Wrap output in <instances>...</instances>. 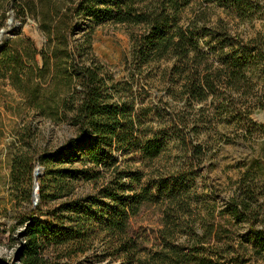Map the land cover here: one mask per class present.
I'll use <instances>...</instances> for the list:
<instances>
[{
	"label": "trees",
	"instance_id": "obj_1",
	"mask_svg": "<svg viewBox=\"0 0 264 264\" xmlns=\"http://www.w3.org/2000/svg\"><path fill=\"white\" fill-rule=\"evenodd\" d=\"M192 1H14L16 18H34L45 40L37 48L18 33L0 44V79L20 95L24 123L9 170L13 193L29 208L15 224L23 228L20 264H77L72 259L90 252L123 264L264 261L262 167L245 169L226 199L210 203L183 177L194 176L193 170L168 180L161 174L151 188L143 182L144 172L130 166L135 158L153 161L166 150L165 137L153 131L144 113L148 109L137 104L134 90L153 65L169 63L161 70L165 93L183 107L200 106V117L230 111L248 115L263 106L244 97L264 72V32L243 38L223 21L212 25L205 18V8L212 7L249 20L261 12V0H198L204 11L183 21ZM104 23L137 28L130 37L127 77L116 78L94 53L93 36ZM37 119L66 125L72 136L39 150ZM199 127L196 123L192 130ZM203 156L201 145L192 148L198 164ZM36 165L43 172L33 205ZM82 184L92 191L80 192ZM149 201L165 208L158 245L145 250L130 234L129 223Z\"/></svg>",
	"mask_w": 264,
	"mask_h": 264
},
{
	"label": "rangeland",
	"instance_id": "obj_2",
	"mask_svg": "<svg viewBox=\"0 0 264 264\" xmlns=\"http://www.w3.org/2000/svg\"><path fill=\"white\" fill-rule=\"evenodd\" d=\"M14 1L0 0V44L20 33L40 48L45 40L38 30L37 22L29 16L24 20L17 19L13 9ZM260 4L261 12L249 20L241 21L234 14L229 15L221 8L212 7L205 8V18L212 25L221 20L231 33L251 38L264 32V0ZM202 11L204 8L199 6V1L193 0L183 11L182 20L187 21ZM136 32L135 27L112 23L101 24L95 30L94 53L116 78L127 77L129 74L130 37ZM168 65L165 62L146 69L144 75L148 74L149 78L146 81L139 80L134 87L137 104L148 109L144 111L148 114L147 120L151 122L153 131L165 137L166 143V150L157 159L142 162L135 158L130 164L132 168L144 172L143 182L152 188V182L157 181L161 174L168 180L170 176L177 177L179 172L193 170L194 176L183 177L195 193L210 203H219L230 195L231 183L245 169L260 166L264 177V72L255 76L252 93L244 97L252 103L261 100L263 106L255 108L248 115H237L230 111L222 115L215 114L208 119L200 117L196 112L200 106L183 107V102L173 101L165 93L166 83L162 79L161 70ZM19 103L20 95L10 86L9 81L0 79V261L8 264H20L16 260L23 242L20 237L23 228H17L15 224L20 213L29 209L21 201L24 197L13 193L9 179L11 158L18 148V133L24 124ZM31 120L28 118L27 122ZM37 121L33 123L38 130L35 143L39 150L54 148L72 136V129L66 125H53L43 119ZM196 123L200 125L197 131L192 130ZM197 144L204 149L199 164L192 157V148ZM78 189L80 192L92 191L89 184H82ZM164 208V205L154 201L145 202L138 214L131 218L129 232L138 240L142 249L149 250L158 245L157 233L161 229ZM72 262L123 264L118 259L101 260L92 252L74 258ZM248 264H264V261Z\"/></svg>",
	"mask_w": 264,
	"mask_h": 264
},
{
	"label": "water",
	"instance_id": "obj_3",
	"mask_svg": "<svg viewBox=\"0 0 264 264\" xmlns=\"http://www.w3.org/2000/svg\"><path fill=\"white\" fill-rule=\"evenodd\" d=\"M43 172V168L40 166H35L33 170V187H32V203L33 205H36L38 202V178Z\"/></svg>",
	"mask_w": 264,
	"mask_h": 264
}]
</instances>
